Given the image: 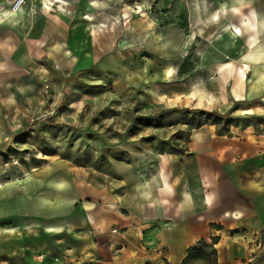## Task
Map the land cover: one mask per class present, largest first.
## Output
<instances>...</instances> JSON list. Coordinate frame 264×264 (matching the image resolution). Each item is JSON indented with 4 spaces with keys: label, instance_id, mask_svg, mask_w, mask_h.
Wrapping results in <instances>:
<instances>
[{
    "label": "crops",
    "instance_id": "obj_1",
    "mask_svg": "<svg viewBox=\"0 0 264 264\" xmlns=\"http://www.w3.org/2000/svg\"><path fill=\"white\" fill-rule=\"evenodd\" d=\"M14 1L0 0V142L47 109L44 86L57 91L71 75L99 72L101 55L136 50L133 37L117 38L121 0H24L9 14ZM177 1H188V35L176 25L171 39L160 34L147 54L198 55L190 77L204 74L207 104L233 108L236 119L205 124L180 149L129 150L126 160L110 163L115 179L108 186L56 165L39 184L31 177L24 183V204L15 196L0 202L30 217L72 215L82 231L66 264H182L191 247L212 239L215 264H254L261 251L264 0ZM98 11L108 15L102 19ZM138 27L148 33L143 23Z\"/></svg>",
    "mask_w": 264,
    "mask_h": 264
},
{
    "label": "rangeland",
    "instance_id": "obj_2",
    "mask_svg": "<svg viewBox=\"0 0 264 264\" xmlns=\"http://www.w3.org/2000/svg\"><path fill=\"white\" fill-rule=\"evenodd\" d=\"M187 8L188 1L177 0L118 3L117 38L133 37L136 50L130 47L121 50L123 55H101L99 72L71 75L57 91L44 86L50 99L47 109H38L37 121L21 134L0 142V202L15 196L24 204V183L31 177L39 184L56 165L71 169L74 176L79 172L88 183L108 186L115 179L110 163L126 160L129 150L180 149L205 124L222 127L236 119L230 114L233 108L221 112L207 104L204 74L190 77L198 55L147 54L157 47L154 43L160 34L171 39L176 25L182 26V35H188ZM98 13L102 19L108 15ZM140 22L149 27L148 33L146 28H134ZM211 79L216 81V76ZM57 81L54 77V86ZM79 185L84 186L81 181ZM42 192L38 187L37 194ZM71 216L30 217L28 212L0 206V264H66L75 252L67 249L82 231ZM51 223L57 227L47 231L44 226ZM263 244L264 232L254 264H264Z\"/></svg>",
    "mask_w": 264,
    "mask_h": 264
},
{
    "label": "trees",
    "instance_id": "obj_3",
    "mask_svg": "<svg viewBox=\"0 0 264 264\" xmlns=\"http://www.w3.org/2000/svg\"><path fill=\"white\" fill-rule=\"evenodd\" d=\"M215 240L216 239H212L210 243L199 241L197 245L191 247L188 250V254L183 259L182 264H187L192 258H201L203 260L208 261L209 264H215V249L213 248Z\"/></svg>",
    "mask_w": 264,
    "mask_h": 264
},
{
    "label": "bare ground",
    "instance_id": "obj_4",
    "mask_svg": "<svg viewBox=\"0 0 264 264\" xmlns=\"http://www.w3.org/2000/svg\"><path fill=\"white\" fill-rule=\"evenodd\" d=\"M24 0H22V2H23ZM49 5H51V4H49ZM20 9V7L19 6H13V5H11L10 6V9H8L7 10V13H14V12H16V11H18ZM6 13V14H7ZM88 19H90V18H88ZM48 229H50V227H48Z\"/></svg>",
    "mask_w": 264,
    "mask_h": 264
},
{
    "label": "built area",
    "instance_id": "obj_5",
    "mask_svg": "<svg viewBox=\"0 0 264 264\" xmlns=\"http://www.w3.org/2000/svg\"><path fill=\"white\" fill-rule=\"evenodd\" d=\"M23 2H22V0H16L14 3H13V6H21V4H22Z\"/></svg>",
    "mask_w": 264,
    "mask_h": 264
}]
</instances>
